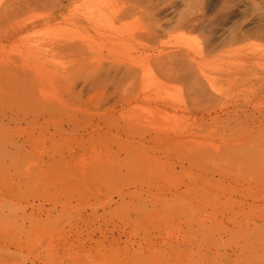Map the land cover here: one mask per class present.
<instances>
[{
	"label": "rangeland",
	"instance_id": "rangeland-1",
	"mask_svg": "<svg viewBox=\"0 0 264 264\" xmlns=\"http://www.w3.org/2000/svg\"><path fill=\"white\" fill-rule=\"evenodd\" d=\"M253 165L264 0H0V264H264Z\"/></svg>",
	"mask_w": 264,
	"mask_h": 264
},
{
	"label": "bare ground",
	"instance_id": "bare-ground-1",
	"mask_svg": "<svg viewBox=\"0 0 264 264\" xmlns=\"http://www.w3.org/2000/svg\"><path fill=\"white\" fill-rule=\"evenodd\" d=\"M131 69V68H130ZM132 70V69H131ZM126 96V95H125ZM128 97V96H127ZM135 97V96H134ZM123 98H126V97H123ZM129 98V97H128ZM127 98V99H128ZM137 99V98H136ZM124 102H126L125 100H123ZM252 134V133H251ZM246 135V134H245ZM250 135V134H249ZM242 137V136H241ZM240 138V137H239ZM238 137H237V139L235 138L234 140L232 139L231 140V142H233V144H236V145H234L235 147L237 146V145H239V144H241L240 142H242L241 140L243 139V137L242 138H240L239 139ZM181 141V140H180ZM247 141H248V139H247ZM245 142V141H244ZM243 145H245V144H243ZM242 145V146H243ZM230 146H233V145H230ZM232 148V147H231ZM221 149V148H220ZM223 149V148H222ZM228 149V148H227ZM236 149V148H235ZM225 153H226V151H225ZM250 169V168H249ZM252 171V172H251ZM250 173H248L252 178L250 179V181H247L248 183H246L247 185H254V186H256V187H260V183H262L263 184V179H264V165L262 166V167H255L254 168V165H253V169H251L250 171H249ZM243 173V172H242ZM239 177V176H238ZM232 179V178H231ZM235 180V179H234ZM242 181V180H241ZM248 190V189H247ZM263 200H264V197H263ZM262 200V201H263Z\"/></svg>",
	"mask_w": 264,
	"mask_h": 264
}]
</instances>
